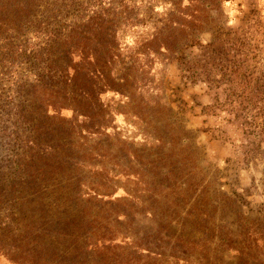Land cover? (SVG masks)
I'll list each match as a JSON object with an SVG mask.
<instances>
[{
    "label": "rangeland",
    "instance_id": "obj_1",
    "mask_svg": "<svg viewBox=\"0 0 264 264\" xmlns=\"http://www.w3.org/2000/svg\"><path fill=\"white\" fill-rule=\"evenodd\" d=\"M263 64L264 0H0V264H206L200 212L264 206Z\"/></svg>",
    "mask_w": 264,
    "mask_h": 264
},
{
    "label": "trees",
    "instance_id": "obj_2",
    "mask_svg": "<svg viewBox=\"0 0 264 264\" xmlns=\"http://www.w3.org/2000/svg\"><path fill=\"white\" fill-rule=\"evenodd\" d=\"M257 71L259 77L255 81V83H258L256 88L264 92V64ZM257 98L256 96L250 97L247 103L254 107L256 106L255 103L259 101L261 112L259 111L257 114L262 117L264 124V94L258 100ZM254 101L256 102L254 103ZM246 123L255 127V123L258 122L246 120ZM260 129L264 133L262 128ZM255 157L248 154L246 161L253 160ZM262 187L264 190V167ZM224 200L228 204V216H225V218L219 217L215 220L210 215V212H214L215 208L211 207L210 211L206 212L202 210L200 214L205 216L204 220L197 222L196 227L192 226L189 229L190 231H187L188 237H193L196 233H199L200 238L209 239L212 245L204 240L200 243L201 246L196 249L195 246L186 247L184 240L177 243L191 255L195 253V259L204 261L206 264H264V206L260 205L258 208H249L244 211L242 206L245 204L236 194L225 196ZM200 204L203 206L205 200L200 201ZM218 204H216V208H218ZM189 253L187 258H189Z\"/></svg>",
    "mask_w": 264,
    "mask_h": 264
}]
</instances>
